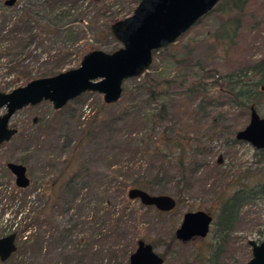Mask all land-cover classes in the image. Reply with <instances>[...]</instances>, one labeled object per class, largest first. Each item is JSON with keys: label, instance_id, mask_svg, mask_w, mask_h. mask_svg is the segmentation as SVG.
I'll return each mask as SVG.
<instances>
[{"label": "rangeland", "instance_id": "1", "mask_svg": "<svg viewBox=\"0 0 264 264\" xmlns=\"http://www.w3.org/2000/svg\"><path fill=\"white\" fill-rule=\"evenodd\" d=\"M3 1L0 0V15H7L14 19L23 7L42 0H16L11 7H5ZM70 1L64 0L62 4L65 3L67 8ZM101 1L107 7L105 15L116 16L120 19L131 13L130 8L134 0ZM81 4L87 6L88 12L79 22L80 28L75 37L59 35L51 43L35 47L36 53H42V57L47 55V59L54 51L60 50L62 56L66 55L64 70L78 66L81 58L79 55L84 47L92 46L109 52L120 46L113 38L102 39L99 36L97 29L110 23L107 22L108 19L95 15V4L86 0L77 3V5ZM246 8L254 13L253 16L244 15L242 17L241 28L236 38L238 45L228 50L231 57L225 58L213 39V34L219 30L222 20L233 15L229 2L223 1L214 10L201 17L199 23L184 32L175 42L159 49L152 57V62L146 71L148 76L157 80H174L184 87L190 80L199 79L205 71L215 70L220 77L228 74L236 75L243 71L251 61L264 58V8L260 6V0H250ZM186 60L197 61L198 65H189ZM0 67H2L1 63ZM144 73L139 77L124 80L122 85L125 89L118 99L120 102L118 104H105L100 94L85 92L79 96L76 104L69 106L70 110L60 113L55 112L48 101L16 111L11 116L9 125L15 126L22 134L36 131L37 139L29 136L22 141L20 139L0 144V159L25 165L29 185L22 188L23 194H28L35 205H38L39 200H42L41 193L45 179L52 177L56 169L61 166L59 163H53L62 159L64 155L61 145L66 142L72 144L79 135V129L93 113L100 112L101 118H107L116 115L125 105L130 110L128 116L118 122L116 127L114 126V130L103 131L100 137L83 148V163L95 173L112 171L116 165L108 166L116 161L123 162L128 159L130 157L128 151L139 142L142 147L149 145L148 147L152 149L153 144L150 139L158 138L163 131L171 135V133L182 130L180 135H183V130H186V133H189L188 137L192 138L191 148L196 145L197 141L202 145L200 152L194 153L191 158L193 157V160L197 162L205 158L208 163L193 171H182L183 176L181 177L173 160H170L162 181L154 183L153 190L150 192L170 196L178 192L179 197L175 207L168 212H159L154 208L146 211L138 210L140 215L136 220L141 223L137 225L130 222L123 223L119 226L123 228L118 233L121 235L120 242L125 247H130L143 233L144 241L153 242L154 250L162 256V264H184L187 259L194 257V252H197L205 243L214 241L213 221L219 202L218 195L221 194L222 197L229 195L233 190V184L254 187L262 182L264 180V158L248 143L242 141L232 143L229 140L225 142V139L233 138L234 133L246 125L248 111L245 112L247 114L240 115L238 114L241 112L239 108L230 104L219 105L217 103L219 100L217 90L220 88L218 85L223 86L222 79L218 80V84L212 82V77H208L204 82L206 99L216 97L217 100L206 103L205 99L201 104L204 112L200 113L195 111L196 104L199 103L198 99L192 101L189 104V110L177 122V115L174 108H170V103L171 98L177 99V91L182 93L183 89L178 88L176 84L168 91L170 94L164 93L156 101L144 104L143 100L147 98L146 90L138 89L139 85L149 86L143 78ZM9 80L10 76H5L0 68V87ZM161 87L165 89L167 86L162 85ZM253 100L254 102L257 100L256 112L264 117V94ZM103 103L105 107H101ZM159 105H163L165 117L162 123L155 125L152 124L151 116L156 113ZM2 112L3 109L0 110V113ZM99 140L105 143L107 148L114 147L109 156L98 154L97 150L101 147L100 144L98 146ZM152 161L156 163V160L152 159ZM143 162L147 165L148 158L138 159L136 165ZM131 171V173L128 171L120 174L119 178L122 180L127 176L136 175L137 166L132 167ZM90 180V186L96 189L98 182L93 177ZM14 187V177L5 165L0 164V190L3 192L0 196V236L11 233L13 229L10 215ZM87 201L88 204H80L65 211L54 212L53 216H48L44 223L36 226L40 227L36 232L40 235L42 233L45 239L44 249L40 254L23 259L20 255L13 253L6 260L0 261V264H19V261H22V264H60L63 253L71 249L68 255H72L76 247L75 241L91 233V231H86L85 227L94 226V231L97 229V219L95 223L93 222L95 210L113 204V201L107 199V202L104 201L99 205L93 193H89ZM131 208L139 209L137 203H133ZM197 210L205 211L212 216V223L208 234L203 239L204 242L198 239L187 242L176 240L173 232L179 225L182 215L187 211ZM105 225L106 221L101 227ZM52 227H57V229L76 227V229L69 242L62 248V241L57 243L59 246L53 238H50ZM130 227L141 228L134 231ZM105 231L104 229L102 233L104 234ZM248 239L256 242L264 239V195L246 200L239 208L229 235V244L220 259L221 264L245 263L250 257V248L246 243ZM114 242L115 239L112 238L110 244L114 245ZM101 243L96 239L97 245ZM79 257L75 254L71 257V263L78 264ZM109 261V264H114L112 260Z\"/></svg>", "mask_w": 264, "mask_h": 264}, {"label": "trees", "instance_id": "2", "mask_svg": "<svg viewBox=\"0 0 264 264\" xmlns=\"http://www.w3.org/2000/svg\"><path fill=\"white\" fill-rule=\"evenodd\" d=\"M79 1L83 0H71L69 7L66 8V4H62L64 0H42L23 7L14 19L7 15H0V63L2 66L0 68H2L5 76H10V80L0 87V91L5 92L31 79L50 76L64 70L66 55L62 56L60 50L54 51L51 57L47 59V55L42 57V53H36L35 47L51 43L59 35L66 37H75L77 35V30L80 28L78 24L88 12L87 6L82 4L77 5ZM86 1L94 3L95 15L108 19V23L117 20L116 16L105 15L107 7L104 6L101 0ZM138 1H133V5L130 8L131 11ZM223 1L229 2L231 6L230 11H233V15L227 16L222 20L219 30L213 34V39L224 57L229 58L231 56L228 50L238 45L236 38L239 35L242 17L244 15L253 16L254 11L246 8L250 0H219L212 10ZM260 6L264 8V0H260ZM199 21L200 19L194 25L199 23ZM108 26L106 23L101 29H97L102 39L112 38ZM96 48L92 46L84 47L79 58L85 52ZM154 55L155 53H153ZM186 61L189 65H198L197 61ZM50 63L51 66H49ZM208 77H212L214 84H218V80L222 79L223 86L218 85L220 88L217 90L219 95L217 103L219 105L230 104L240 109L241 112L238 114L245 115L247 111L249 114V107L252 106L255 109L256 106L257 100L254 102L253 98H258L264 94V58L251 61L243 71H240L236 75L228 74L220 77L215 70H211L210 72L205 71L199 79L190 80L184 87L174 80L150 78L148 73L145 72L143 78L149 86L139 85L138 89L146 90L147 98L143 100V103L148 104L150 101H156L164 93L170 94L168 91L174 88L173 86L176 84L178 88H182V93L177 91V99L171 98L170 103V108H174V112L177 115L176 121L179 122L183 114L189 110V104L196 99L199 101L196 104V113L204 112L201 104L207 97L205 95L206 85L204 82ZM162 85L167 87L163 89ZM124 89V85H122V93ZM79 96L67 102L63 107L55 110V112L60 113L64 110H70L69 106L73 103L76 104ZM215 100H217L216 97H210V99H206V103ZM118 102L114 104H118ZM101 107H105V104L103 103ZM129 111L125 105L116 115L107 118H101L100 112H95L79 129V135L72 144L66 142L61 145L64 155L62 159L60 158L57 162H53L55 164L59 163L61 166L56 169L52 177L45 179L41 193L42 200H39L38 205H35L28 194H23V189L13 188L12 192L14 193L11 199L13 206L10 216L13 225H11L13 227L11 233L15 234L14 254L20 255L23 259L26 257L32 258L36 254H40L44 249L45 239L42 233L40 235L36 232L40 229V227L36 226L44 223L48 219V216H53L54 212L65 211L80 204H88L87 198L89 193H93L99 205L103 204L104 201L107 202V199L113 201V204L105 205L95 210L93 222L95 223L97 219V229L94 231V226L85 227L86 231H91V233L83 235L75 241L76 247L72 255L77 254L81 257L77 260L78 264H109V260H112L114 264H127L128 256L133 251L136 241L138 239L144 241V237L143 233H141L135 240V243L130 247H125L119 239L121 238V235L118 234L119 230L123 228L119 226L128 222L133 225L141 223V221L136 220L140 215L138 210L142 209L146 211L153 208L143 206L136 200H129L126 197L127 190L131 187H136L151 193L153 184L162 181L168 169L167 163L170 160H173L176 169L181 173V177L183 176L182 171H193L208 163L205 158L198 162L193 160V157L191 158L194 153L200 152L202 145L197 141L196 145L191 148L192 138L188 137L189 133H186V130H183V135H180L182 130L181 132L176 131L171 133V135L163 131L158 138L150 139L151 144H153L152 149L148 147L149 145L142 147V144L139 142L128 151L130 152L128 159L123 162L116 161L108 166L116 165L112 171L108 173L91 172L90 168L83 163V148L100 137L103 131L114 130L115 125L125 119ZM70 116L72 117V115ZM164 117V107L163 105H159L156 113L151 116L152 124L157 125L158 123H162ZM35 132L22 134L16 128V133L4 143L15 142L20 139L22 141L29 136L37 139L36 134L38 133ZM225 140V142L228 140L232 143L238 142V140L234 139V135L233 138ZM99 144L101 145L98 148L99 150H97L99 155L109 156L110 152L114 150V147L107 148L105 143H102L100 140L98 146ZM256 152L264 158V149H259ZM141 158H148V164L145 165L146 163L143 162L136 165V161ZM152 159L156 160V163H153ZM6 162L9 161H2L0 159L1 165H5ZM135 166L138 168L136 175L127 176L122 180L119 178L120 174L127 173L128 171L131 173V168ZM91 177L95 178L98 182L97 185L95 184L96 189L90 186ZM232 186L234 187L229 195H223V197L221 194L218 195L219 202L213 221L214 241L205 243L197 252H194V257L192 256L190 260L187 259L184 264H221L220 259H222L223 253L229 244V235L239 208L246 200L264 195V180L254 187L243 184H233ZM1 191L0 196L3 195ZM171 197L176 202L179 193L174 192ZM133 203H137L139 209L135 210L131 208ZM140 217L142 218V216ZM105 221V227H101ZM130 228L138 231L141 227ZM74 229L76 227H62L60 229L52 227L50 238H53L56 244L62 241L63 248L69 242V239H71ZM104 229L106 231L103 234L102 231ZM112 238L115 239L114 245L110 244ZM204 238H199L198 240L203 243ZM96 239L102 243L97 245ZM148 243L154 248L153 242ZM70 251L72 250L69 249L68 252L63 253L60 264H72L70 260L73 256L68 255ZM91 256L93 258H90ZM19 264H22V261H19Z\"/></svg>", "mask_w": 264, "mask_h": 264}, {"label": "water", "instance_id": "3", "mask_svg": "<svg viewBox=\"0 0 264 264\" xmlns=\"http://www.w3.org/2000/svg\"><path fill=\"white\" fill-rule=\"evenodd\" d=\"M15 0H5L11 6ZM219 0H139L131 13L109 24L111 37L120 44L105 52L92 49L85 52L78 66L50 76L34 78L8 91H0V144L8 141L16 128L9 125L11 116L18 110L48 101L57 110L75 97L85 93L100 94L105 104H114L122 93L124 80L135 78L147 71L153 53L176 41L197 20L206 15ZM234 139L264 149V117L249 107L246 125L234 133ZM6 169L14 177L16 188H26L29 178L26 167L17 162H6ZM129 200L150 206L159 212H168L175 207V200L167 194H152L131 187L126 192ZM212 217L202 210L187 211L173 236L187 242L204 238L209 231ZM250 257L244 264H264V239L246 241ZM15 251V234L0 237V261L6 260ZM163 258L152 245L141 239L136 241L127 264H162Z\"/></svg>", "mask_w": 264, "mask_h": 264}, {"label": "flooded vegetation", "instance_id": "4", "mask_svg": "<svg viewBox=\"0 0 264 264\" xmlns=\"http://www.w3.org/2000/svg\"><path fill=\"white\" fill-rule=\"evenodd\" d=\"M5 1V0H4ZM4 1H3V5H4ZM15 2H16V0L13 2V4L11 5V6H13L14 4H15ZM5 7H11V6H6V5H4ZM212 217V216H211ZM209 228H210V226H209ZM209 232V231H208ZM193 239H199V238H193ZM193 239H191V240H193ZM190 241V240H189Z\"/></svg>", "mask_w": 264, "mask_h": 264}]
</instances>
